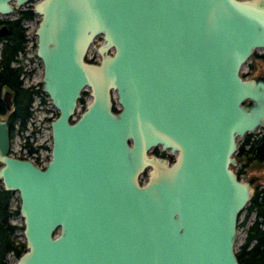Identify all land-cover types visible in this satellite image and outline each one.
<instances>
[{"label": "water", "instance_id": "1", "mask_svg": "<svg viewBox=\"0 0 264 264\" xmlns=\"http://www.w3.org/2000/svg\"><path fill=\"white\" fill-rule=\"evenodd\" d=\"M29 1L0 0V16ZM31 11L56 115L38 165L10 153L0 114V184L17 194L23 241L13 264H239L255 178L237 176L234 152L264 126V74L240 66L264 48V0H33ZM1 99L10 109L7 89Z\"/></svg>", "mask_w": 264, "mask_h": 264}, {"label": "trees", "instance_id": "2", "mask_svg": "<svg viewBox=\"0 0 264 264\" xmlns=\"http://www.w3.org/2000/svg\"><path fill=\"white\" fill-rule=\"evenodd\" d=\"M33 17L31 9L25 7L17 11L15 18L0 19L6 26V31L0 34V90L4 87L10 92L11 104L10 110H7L0 94V114L6 115L10 137L15 130L21 132L27 128L28 120L32 116L33 95L38 94L41 99L45 96L38 84L34 87L33 84L23 83V64L18 58L19 52L24 51L27 40L26 26L22 20ZM28 143L25 140L22 145H26L27 150L32 151ZM234 155L238 163L236 174L243 172L246 167L264 163V130L258 129L244 134L238 140ZM11 193L12 191L3 189L0 184V264H7V254L16 257L23 249V241L17 240L14 236L15 229H21V226L9 222V216L17 212V209L12 210L8 207ZM241 211H244V214L240 220L238 216L237 226L245 222L249 213L253 216L244 227L241 242L235 246L237 261L239 264H264V187L254 186L251 197Z\"/></svg>", "mask_w": 264, "mask_h": 264}, {"label": "rangeland", "instance_id": "3", "mask_svg": "<svg viewBox=\"0 0 264 264\" xmlns=\"http://www.w3.org/2000/svg\"><path fill=\"white\" fill-rule=\"evenodd\" d=\"M33 0L29 1L26 4H31ZM26 4H23L22 7H25ZM9 16L14 17L15 12L9 14ZM38 16L35 14L32 19L25 20L24 25L25 33L27 35V44L24 46V54L21 52L18 54V58L21 59V63L23 64L22 73V81L25 85L33 84L34 86L40 85V76H41V63L37 57L34 56V34L33 29L36 24ZM99 41V37L97 36L93 42L89 45L86 57L96 58L97 54L95 53L94 46ZM263 48H256L255 52H262ZM240 73H244L246 76H253L258 74H264V59L249 55L248 58L241 64ZM38 84V85H37ZM5 88L2 87L0 90V94H2ZM89 99V96L86 91L82 93L81 99L78 101L76 105V109L79 110L82 108L83 104ZM32 116L28 120L27 128L24 131H16L12 135L10 139V153L12 155H26V157L30 158L34 161L36 157L39 162L37 164L43 165L45 159H47V155L49 153L50 146V134H49V120L52 118L55 109L50 104L48 98L43 96V99L37 94L33 95L32 99ZM3 116H6L3 114ZM259 129L264 130V126L259 127ZM27 140L30 146L36 147L37 150L35 153H27L26 148L22 144ZM167 155L168 153L164 151ZM237 164L233 166L236 169ZM239 178L244 179L250 175L254 176V181L252 183L253 186H262L264 187V163L260 165H252L246 167L243 172H240ZM18 205V198L16 192L12 191L8 200L9 209L16 210ZM244 211H241L239 214V220L243 217ZM253 214L249 213L245 222L236 227V235H235V246L239 242H241L244 234V227L249 223V220L252 218ZM9 222L15 225L21 226V218L18 212L13 213L9 216ZM20 228L15 229V238L17 240L22 241V236L20 233ZM15 256L13 254H7V264H13Z\"/></svg>", "mask_w": 264, "mask_h": 264}, {"label": "flooded vegetation", "instance_id": "4", "mask_svg": "<svg viewBox=\"0 0 264 264\" xmlns=\"http://www.w3.org/2000/svg\"><path fill=\"white\" fill-rule=\"evenodd\" d=\"M28 3V2H27ZM26 4V3H25ZM25 7H29L30 9H31V4H26V6ZM25 7H22V5L19 7V8H17L16 10H14L13 12H15V16L14 17H11V16H9V14L8 15H2V16H0V19H12V18H15L16 16H17V11H19V10H21V9H24ZM12 12V13H13ZM11 13V14H12ZM34 15H35V13H34ZM25 20H29V19H23L22 20V22H23V24H24V22H25ZM1 24H4L5 25V23L4 22H0V25ZM6 27V26H5ZM6 31V30H5ZM4 33V32H3ZM2 33V34H3ZM27 44V40L25 41V45ZM24 45V46H25ZM260 48H262V47H260ZM256 49V48H255ZM255 49L253 50V52L250 54V55H252V56H257V57H260V58H262V59H264V56H260V55H263L264 54V51H262V52H255ZM264 49V48H263ZM20 53L21 52H19V55H20ZM22 53L24 54V51H22ZM241 75H243V76H246L244 73H241ZM34 87H36V86H34ZM33 99V98H32ZM31 105H32V102H31ZM117 106V105H116ZM31 108H32V106H31ZM114 109H115V107H114ZM7 110H10V109H7ZM32 112H33V108H32ZM54 113L55 114H53V116H52V118L56 115V111H54ZM33 115V114H32ZM51 118V119H52ZM255 130H258V129H255ZM254 130V131H255ZM49 132H50V129H49ZM237 144H238V140H237ZM22 147H23V145H22ZM24 147L26 148L25 150H26V152L27 153H35L36 152V150H37V148L36 147H32V151H28L27 150V146L26 145H24ZM237 147V146H236ZM35 149V150H34ZM156 151H158L157 153H159L160 155H162V156H165V157H167L169 160H171L172 159V155H170V154H166L164 151H159V149L157 148V150ZM235 151H236V149H235ZM49 154V153H48ZM234 154H235V152H234ZM16 156H19V157H26V155H16ZM235 156V155H234ZM47 157H48V155H47ZM236 157V156H235ZM26 158H28V157H26ZM30 159V158H29ZM46 160V159H45ZM34 162L37 164V162H39L38 161V159L35 157L34 158ZM236 164L238 165V163H237V159H236ZM39 165V164H38ZM234 171L236 172V169H234ZM237 176L239 177V175L237 174Z\"/></svg>", "mask_w": 264, "mask_h": 264}]
</instances>
